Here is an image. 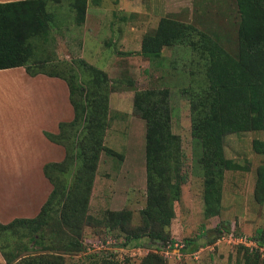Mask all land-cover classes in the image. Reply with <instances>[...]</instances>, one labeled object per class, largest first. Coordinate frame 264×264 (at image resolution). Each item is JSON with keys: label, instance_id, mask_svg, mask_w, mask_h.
I'll return each instance as SVG.
<instances>
[{"label": "trees", "instance_id": "obj_1", "mask_svg": "<svg viewBox=\"0 0 264 264\" xmlns=\"http://www.w3.org/2000/svg\"><path fill=\"white\" fill-rule=\"evenodd\" d=\"M48 1L61 0L0 2V69L23 66L30 75L42 72L64 79L74 113L72 120L59 122L57 133L44 132L50 141L64 148L65 154L61 161L47 162L43 167L52 190L39 213L32 218H15L7 224L0 223V254L6 264H62L63 254L83 250L80 242L82 226L92 219L86 213L87 201L99 153L105 148L103 137L108 124V77L86 64L94 76H104L103 79L92 80L98 81V88L87 94L72 76L32 68L33 65L52 61L31 62L37 53L44 57L48 52L50 25L54 16L46 8ZM67 1L75 15V22L82 23L86 0ZM234 1L236 9L232 26H235L236 37L233 52L221 44L224 35H211L171 17L160 18L156 29L144 34L141 42L140 53L153 58L160 56L165 46L187 43L194 46L192 38L195 34L198 38V49L204 60L205 84L197 91H190L189 111L192 136L199 140L202 148L197 160L205 175L202 198L206 218L219 214L223 170L241 168L225 158L224 137L230 133L249 131L258 124L264 128V0ZM226 37L230 38V35ZM38 39H41L39 43ZM256 106L260 108V113ZM254 110L261 122L256 121ZM132 111L146 125V206L142 213L148 216L149 227L142 231L128 229L125 242L144 238L145 247L158 251L167 245L174 247L175 240L168 231L174 217V188L186 180L184 175L180 179L173 178V170H178L179 166L172 163L175 138L171 131L169 91L163 88L135 90ZM254 145L255 152L264 156V141ZM106 152L117 154L108 147ZM254 193L259 200L264 197V161L257 168ZM107 217L104 223L109 229L124 228L121 223L109 222ZM21 228L23 231H19ZM222 229L229 231V226L220 223L215 235L206 233L208 244L214 242ZM12 235H16L13 243L8 240ZM254 238L260 246H264L262 229L255 231ZM183 243L178 249L182 254L187 253L189 246L191 251L197 249L195 238H186ZM239 246L243 251L236 264H264V257L258 249L251 251L243 245ZM156 251L147 252L140 264H165L164 258ZM109 262L101 259L91 264Z\"/></svg>", "mask_w": 264, "mask_h": 264}, {"label": "rangeland", "instance_id": "obj_2", "mask_svg": "<svg viewBox=\"0 0 264 264\" xmlns=\"http://www.w3.org/2000/svg\"><path fill=\"white\" fill-rule=\"evenodd\" d=\"M184 2L182 6L181 3L179 5L178 2H174L173 7L178 10L164 17L190 24L211 35H224L221 44L228 51L233 52L236 37L235 26H232L236 9L235 1L195 0L192 4L191 0ZM106 4L118 14L123 15L126 12L117 10L119 5L115 6L109 2ZM120 4L123 5L122 2ZM131 4L140 8L146 5L140 0H135ZM67 6L66 3L60 4L59 1H48L46 8L54 15L50 25L48 52L44 57L37 53L31 62H41L43 59L52 61L33 65L32 68L63 72L67 77L72 76L76 84L82 86L87 94L98 88L96 84L98 81L92 80L103 79L104 76L101 74L94 76V72L86 64L101 71L108 77L110 83L107 95L108 124L103 137L105 148L99 153L96 174L87 201L86 213L91 215L92 219L90 222L85 221L82 226L80 242L83 250L73 254H63L62 264H91L101 259L111 261L109 264H140L141 258L147 252L154 251L144 246L146 243L144 238L125 242V237L128 229L142 231L149 227V218L142 213L146 206V125L145 121L132 111L133 95L137 89L162 88L169 91L171 131L175 138L172 163L179 166L178 170H173V178L180 179L184 175L186 179L174 188L172 201L174 217L171 219L168 231L178 242H184L186 238H195L197 249L191 251L189 246L187 253L181 257L164 256L162 254L164 248L156 253L164 258L165 264H213L215 260H217L216 264H236L237 259L241 258L243 249L228 242L227 239H220L228 231L222 229L223 232L217 234L211 244L207 242L206 233L215 235V229L220 223L222 226L227 224L229 231L233 229L235 233L250 238H254L257 229L264 231V197L259 200L254 193L257 168L264 161V156L255 152L254 143L264 141L263 126L258 124L249 131L230 133L224 137L225 158L241 168L223 170L219 214L217 217L206 218L203 213L202 198L205 175L197 160L202 154V148L199 140L192 136L189 111L190 91H197L199 86L205 84L202 65L204 60L198 49L196 34L194 33L192 38L194 46L187 43L163 47L162 53L165 59L161 62L152 59L148 63V58L140 53L139 57L126 58L127 61L131 60L128 61L130 63L128 65L118 60V57L112 54L114 52H110L113 49L108 41L102 42V46L110 48L106 51L107 60L116 62L110 67L103 66L99 61L96 62L95 51L87 50L83 56L86 57L85 59L80 56L82 52L76 44L81 42H77L74 37L69 40L68 33H62V39L56 40L60 27L74 23L76 19L74 13L68 11ZM184 7H191V12L189 9H182ZM159 20L150 22L146 27V33H152ZM227 35H230V38L226 37ZM40 41L41 39H38L37 43ZM60 43L61 46H58ZM116 48L119 49L117 46ZM95 62L97 64L93 65ZM0 84L2 85L0 90L8 93L18 92V98L22 101L34 99L29 93L36 88L35 85L30 87L22 84L19 76L2 72ZM4 98L12 97L0 95V101ZM256 110L260 113L258 106ZM253 113L256 121L261 122L257 112L254 110ZM106 147L117 154L109 155ZM106 217L109 222L121 223L124 228L120 230L118 226L109 229L104 223ZM19 231H23V228ZM15 237L16 235H12L8 240L12 242ZM2 241L5 242L4 239H1ZM0 264H6L3 257Z\"/></svg>", "mask_w": 264, "mask_h": 264}, {"label": "crops", "instance_id": "obj_3", "mask_svg": "<svg viewBox=\"0 0 264 264\" xmlns=\"http://www.w3.org/2000/svg\"><path fill=\"white\" fill-rule=\"evenodd\" d=\"M8 1L16 0H0ZM134 1L86 0L84 21L60 27L56 40L62 39V33H68L69 40L74 37L77 42H81L76 44L82 52L80 56L83 57L87 50L95 51L96 62L110 67L116 62L107 60L106 51L110 48L102 46V42L108 41L113 49L110 52H114L112 54L118 60L128 65L131 60L127 61L126 58L141 55L142 37L149 23L172 15V11L178 10L174 9V2L182 6L186 0H140L146 3L142 8L134 7L131 4ZM194 1L191 0V4ZM107 2L119 5L117 10L126 12L118 14L115 9L108 7ZM64 3L68 5V11L73 13L69 1H60V4ZM190 8L182 9L191 12ZM152 59L161 62L165 59L164 53L161 51L160 56L148 58L147 62L150 63ZM2 72L19 76L22 84L36 87L29 93L34 97L29 101L20 100L18 92L0 90L1 97H12L0 101V223L7 224L15 218H32L39 213L52 190L43 167L47 162L61 161L65 154L64 148L50 141L44 132L57 133L59 122L72 120L74 113L64 79L42 72L30 75L23 66L0 69Z\"/></svg>", "mask_w": 264, "mask_h": 264}, {"label": "built area", "instance_id": "obj_4", "mask_svg": "<svg viewBox=\"0 0 264 264\" xmlns=\"http://www.w3.org/2000/svg\"><path fill=\"white\" fill-rule=\"evenodd\" d=\"M220 239L222 240L227 239L228 242H231L235 245H243L251 251L258 249L261 253V256L264 257V246H260L255 238H250L244 234H236L235 231L232 229L231 231H228L227 233L222 235ZM183 245H184L183 242L175 241L174 247H170V245H167L164 248L162 254L166 257H170V255H176L178 257H181L184 254L180 253L178 249L181 248Z\"/></svg>", "mask_w": 264, "mask_h": 264}]
</instances>
